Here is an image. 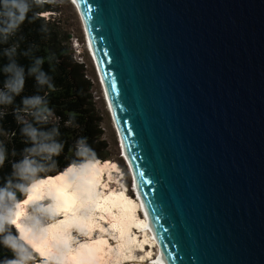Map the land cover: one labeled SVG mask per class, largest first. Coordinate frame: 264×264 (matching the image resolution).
<instances>
[{
  "label": "water",
  "instance_id": "1",
  "mask_svg": "<svg viewBox=\"0 0 264 264\" xmlns=\"http://www.w3.org/2000/svg\"><path fill=\"white\" fill-rule=\"evenodd\" d=\"M71 2L168 264H264V0Z\"/></svg>",
  "mask_w": 264,
  "mask_h": 264
},
{
  "label": "clouds",
  "instance_id": "2",
  "mask_svg": "<svg viewBox=\"0 0 264 264\" xmlns=\"http://www.w3.org/2000/svg\"><path fill=\"white\" fill-rule=\"evenodd\" d=\"M56 3L57 0H0V46L8 45L0 47V56L6 60L0 65V76H3L0 119L7 115L8 108L12 109L25 145L20 159L12 161L11 171L0 183V246L11 253V257L0 260V264H83L72 255L71 245L76 242L72 230L86 235L83 229L89 217L78 216L73 209L81 184L87 183L89 171L100 162L87 138L79 137L74 145L76 159L56 176H47L58 168L57 158L65 147L59 139L60 118L50 107L48 98L57 89L53 77L43 67L47 62L51 68L57 58L53 53L35 55L38 51L35 44L20 50L18 41L9 43L25 20L30 19V11ZM40 16V12H34L31 19ZM41 30L46 31V28ZM19 56L30 60L27 67L18 62ZM29 77L34 80L35 91L21 95ZM17 97H20L18 104ZM65 126H75V113H69ZM9 154L16 156L17 153L15 149L9 153L0 142V169ZM60 216L64 218L57 219Z\"/></svg>",
  "mask_w": 264,
  "mask_h": 264
},
{
  "label": "bare ground",
  "instance_id": "3",
  "mask_svg": "<svg viewBox=\"0 0 264 264\" xmlns=\"http://www.w3.org/2000/svg\"><path fill=\"white\" fill-rule=\"evenodd\" d=\"M73 1L77 4L76 6L79 7L78 0ZM69 2L71 3V1ZM74 8L82 28L87 53H91L89 58L98 78L102 97L104 103L106 104L105 107L108 112L117 143V138H119L120 145H117L120 156L125 162L124 164L129 176V186L131 187L130 192L132 195L130 196L127 193L128 189L124 184L120 185L119 189L113 188L115 182L112 180V173L119 169L115 162H101L98 166H93L89 171L87 183L81 184L80 186V196L76 207L73 209L78 216L86 215L89 217L86 222V227L83 229L86 230V235L88 236L87 238L83 237L77 247H75V245H71L73 248L72 255L76 256L79 261L83 262V264H90L91 261L96 262L99 259L102 260L104 256L109 258V256H111L110 253H113L114 255L113 257L111 256L112 259H109H111L110 261H113V263L115 262V264H134V262H140L143 264L142 261H145L144 259L146 258L149 259L153 255L152 252L155 251L156 257L154 259L150 258L154 261V264H168L167 254L163 250L153 229L152 222L139 191V186L136 182L131 163L125 153L123 142L120 136H117L114 126L115 123L111 120L112 116H110L108 111H111V107L107 100L106 89L102 85L104 90L103 92L101 87V74L100 72L97 74L99 66L97 64V60L95 59L91 42H89L88 34L85 32L86 28L84 18H82L78 8ZM56 175L52 176L54 177ZM119 181L120 179L117 183ZM49 183L51 184L53 181H49ZM55 183L60 184L61 181H55ZM81 205H83V207H81ZM69 215H71V213H69ZM63 218V216L59 218L57 217V219ZM94 231H98V233L95 235L93 233ZM99 231L101 233H99ZM105 234H109L112 238L111 239L109 237L112 242L109 243L106 240L104 237ZM72 235L74 236L73 232ZM81 244L85 245V247L81 248Z\"/></svg>",
  "mask_w": 264,
  "mask_h": 264
},
{
  "label": "trees",
  "instance_id": "4",
  "mask_svg": "<svg viewBox=\"0 0 264 264\" xmlns=\"http://www.w3.org/2000/svg\"><path fill=\"white\" fill-rule=\"evenodd\" d=\"M34 12H40L41 14L51 12L53 14L55 9L53 5L34 8L28 13L30 19L25 20L17 36L13 37L9 43L18 41L20 50L35 44L38 46L35 55L46 56L53 53L57 58L51 68L47 62L43 67L53 77L57 89V91L50 93L48 98L50 107L54 109L55 115L60 118L59 131L61 135L59 139L64 142L65 147L57 158L58 168L48 173L47 176L58 174L66 165L76 159L74 145L79 137L87 138V143L94 150L98 161H110L107 159L106 146L101 137L99 122L92 110L91 99L87 91L89 84L88 80L84 78L82 64L73 60L67 48L68 38H60L59 32L56 30L55 20L53 18L46 19L42 15L33 20L31 18ZM42 28H46V31H42ZM7 46L2 45L0 47ZM18 62L27 67L30 60L19 56ZM3 63H6V60L0 56V65ZM2 82L3 76H0V86H2ZM34 91V80L29 77L21 95H31ZM19 100L20 97H17V104ZM6 111L7 115L0 119V142L6 145L9 153L15 149L17 154L16 156L9 154L3 168L0 169V183H2V178L11 171L12 161L20 159V151L25 147L22 143L23 138L19 134V125L12 115V109L8 108ZM69 113H75V126H65V121L69 119ZM7 257H11V253L0 246V260Z\"/></svg>",
  "mask_w": 264,
  "mask_h": 264
},
{
  "label": "rangeland",
  "instance_id": "5",
  "mask_svg": "<svg viewBox=\"0 0 264 264\" xmlns=\"http://www.w3.org/2000/svg\"><path fill=\"white\" fill-rule=\"evenodd\" d=\"M53 7L55 9V12L53 14L51 12H46L41 15L45 17L46 19L53 18L55 20L56 30L59 32L60 38L62 39L65 37L68 38L67 48L70 51V54L73 60L82 64V71L84 73V78L88 80V84H89V88L87 91L91 99L92 110L94 112L95 117L97 118L99 122V130L102 134L101 137L106 146L107 159L112 162H115L117 167L119 168L116 172L112 173V178H113L112 180L115 182L114 184L115 186L113 185V188L119 189L120 185L124 184L126 188L128 189L127 193L131 196L132 195L130 192L131 187L129 186L130 184L129 176L127 174V170L124 164L125 162L123 158H121L120 153H119V148L117 145L118 143L115 137V133L113 131L111 121H110L108 112L105 107L106 104L104 103V100L102 97L101 88L98 83L96 72L94 70L93 64L89 58V54L87 53V49L84 44L82 28L80 26V22L76 14L75 8L73 4L69 2V0H57V3L54 4ZM44 178H47V177H44ZM119 179L120 181L117 183ZM72 232L74 236L76 237V242L72 244V246L75 245V247L78 246V244L81 242L80 240L83 237L87 238L88 236V235H81L75 229H73ZM84 232H86V230H84ZM93 233L96 235L98 231H94ZM99 233L101 232L99 231ZM104 237L109 243L112 242L111 240L112 238L109 236V234H105ZM152 253L153 255L150 258L154 259L156 257L155 255L156 253L155 251H153ZM110 254L113 257L114 254L113 253H110ZM111 256H109V258L112 259ZM109 258L107 256H104L102 260L99 259L96 262L91 261L90 264H93V263L94 264H107V263L115 264V262L113 263V261H110L111 259ZM150 258L144 259L145 261H142L143 264H154V261ZM138 263L142 264L140 262ZM138 263L134 262V264H138Z\"/></svg>",
  "mask_w": 264,
  "mask_h": 264
},
{
  "label": "snow or ice",
  "instance_id": "6",
  "mask_svg": "<svg viewBox=\"0 0 264 264\" xmlns=\"http://www.w3.org/2000/svg\"><path fill=\"white\" fill-rule=\"evenodd\" d=\"M105 163H107V162H105Z\"/></svg>",
  "mask_w": 264,
  "mask_h": 264
}]
</instances>
